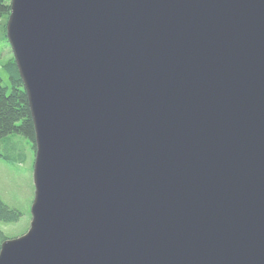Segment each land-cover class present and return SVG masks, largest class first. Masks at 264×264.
<instances>
[{
	"label": "water",
	"instance_id": "water-1",
	"mask_svg": "<svg viewBox=\"0 0 264 264\" xmlns=\"http://www.w3.org/2000/svg\"><path fill=\"white\" fill-rule=\"evenodd\" d=\"M36 134L0 264H264V0H11Z\"/></svg>",
	"mask_w": 264,
	"mask_h": 264
},
{
	"label": "rangeland",
	"instance_id": "rangeland-1",
	"mask_svg": "<svg viewBox=\"0 0 264 264\" xmlns=\"http://www.w3.org/2000/svg\"><path fill=\"white\" fill-rule=\"evenodd\" d=\"M11 2V0H9ZM9 17L0 19V75L3 86L11 91L4 65L14 54L7 38ZM32 143L19 135H10L0 142V198L11 209L22 215L17 223H0V231L8 239L24 236L33 220L31 209L36 197L34 179L36 152Z\"/></svg>",
	"mask_w": 264,
	"mask_h": 264
},
{
	"label": "trees",
	"instance_id": "trees-1",
	"mask_svg": "<svg viewBox=\"0 0 264 264\" xmlns=\"http://www.w3.org/2000/svg\"><path fill=\"white\" fill-rule=\"evenodd\" d=\"M10 13V1L0 0V19L9 17ZM3 69L8 75L11 91L9 92L8 88L3 86L0 75V142L10 135H19L29 140L36 152V134L28 96L15 59H10ZM3 157L0 155V158ZM21 217L19 211L8 207L0 198V223H17ZM6 240L8 237L0 231V251Z\"/></svg>",
	"mask_w": 264,
	"mask_h": 264
}]
</instances>
